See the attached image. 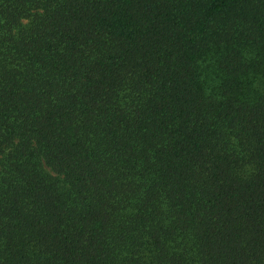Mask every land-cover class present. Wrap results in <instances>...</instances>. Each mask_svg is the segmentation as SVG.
<instances>
[{
	"label": "trees",
	"instance_id": "1",
	"mask_svg": "<svg viewBox=\"0 0 264 264\" xmlns=\"http://www.w3.org/2000/svg\"><path fill=\"white\" fill-rule=\"evenodd\" d=\"M0 264H264V0H0Z\"/></svg>",
	"mask_w": 264,
	"mask_h": 264
}]
</instances>
